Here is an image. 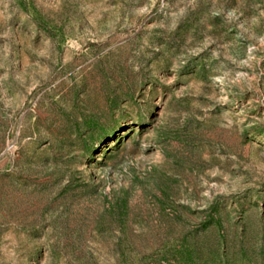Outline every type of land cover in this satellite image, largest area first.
<instances>
[{"label": "rangeland", "instance_id": "rangeland-1", "mask_svg": "<svg viewBox=\"0 0 264 264\" xmlns=\"http://www.w3.org/2000/svg\"><path fill=\"white\" fill-rule=\"evenodd\" d=\"M0 264H264V0H0Z\"/></svg>", "mask_w": 264, "mask_h": 264}]
</instances>
